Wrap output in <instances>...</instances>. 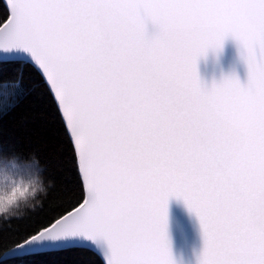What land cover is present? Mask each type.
Returning a JSON list of instances; mask_svg holds the SVG:
<instances>
[{
    "label": "snow or ice",
    "instance_id": "obj_1",
    "mask_svg": "<svg viewBox=\"0 0 264 264\" xmlns=\"http://www.w3.org/2000/svg\"><path fill=\"white\" fill-rule=\"evenodd\" d=\"M229 37L247 80L206 88L197 60ZM0 54L28 73L0 82V119L27 104L51 146L3 131L0 210L53 176L63 198L0 231L5 264H75L90 246L105 264H173L170 197L199 220L198 264H264V0H6Z\"/></svg>",
    "mask_w": 264,
    "mask_h": 264
},
{
    "label": "water",
    "instance_id": "obj_2",
    "mask_svg": "<svg viewBox=\"0 0 264 264\" xmlns=\"http://www.w3.org/2000/svg\"><path fill=\"white\" fill-rule=\"evenodd\" d=\"M2 1L6 5V0ZM153 31V27L148 25L149 34ZM9 61L14 60L0 58V62ZM196 68L198 78L206 88L211 87L213 83L219 84L222 79L232 75H235L241 84L247 80V67L240 58L236 42L230 37L225 39L219 52L209 50L199 58ZM166 237L173 264H198L203 249L202 232L198 218L188 210L182 199L170 197L168 200ZM87 248L97 253L105 264L98 250L91 246Z\"/></svg>",
    "mask_w": 264,
    "mask_h": 264
},
{
    "label": "trees",
    "instance_id": "obj_3",
    "mask_svg": "<svg viewBox=\"0 0 264 264\" xmlns=\"http://www.w3.org/2000/svg\"><path fill=\"white\" fill-rule=\"evenodd\" d=\"M4 7L3 1L0 0V13L3 12ZM17 71H20L24 76L28 75L27 71L21 68L19 61L0 62V82L5 78H10ZM28 107L27 104L23 105L15 117L0 119V139L3 137V131L7 129L15 135L18 145L23 149L35 151L38 156L47 158L51 155V146L45 141L36 140L34 135L30 133V123L24 122ZM54 170L56 173L60 171L59 168ZM55 180L56 176H53L51 180L45 181L38 188L30 205L22 204L16 214L1 216L0 231L22 228L26 222L39 215L50 214L53 209L60 206L63 198L53 183ZM67 259L74 260L75 264H104L100 256L88 248L78 250L74 256L67 257ZM0 264H5L2 253H0Z\"/></svg>",
    "mask_w": 264,
    "mask_h": 264
},
{
    "label": "rangeland",
    "instance_id": "obj_4",
    "mask_svg": "<svg viewBox=\"0 0 264 264\" xmlns=\"http://www.w3.org/2000/svg\"><path fill=\"white\" fill-rule=\"evenodd\" d=\"M24 203H20L19 205H13L11 206L10 209H8L7 211L5 210H0V217L1 216H9V215H12L13 213L16 214L17 210H19V206L22 205Z\"/></svg>",
    "mask_w": 264,
    "mask_h": 264
}]
</instances>
